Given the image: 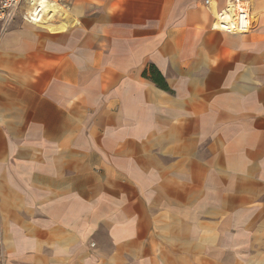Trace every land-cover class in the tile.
I'll return each instance as SVG.
<instances>
[{"label": "crops", "instance_id": "0c3cea01", "mask_svg": "<svg viewBox=\"0 0 264 264\" xmlns=\"http://www.w3.org/2000/svg\"><path fill=\"white\" fill-rule=\"evenodd\" d=\"M57 1L0 23V264H264V0Z\"/></svg>", "mask_w": 264, "mask_h": 264}, {"label": "built area", "instance_id": "2783aa9c", "mask_svg": "<svg viewBox=\"0 0 264 264\" xmlns=\"http://www.w3.org/2000/svg\"><path fill=\"white\" fill-rule=\"evenodd\" d=\"M32 2L33 0H0V23L3 26L9 25L23 3L29 6L32 5ZM205 2L209 3V0ZM35 6L37 7L38 4ZM24 15L27 16L25 18L31 24H38L42 21L39 7L28 13L25 11ZM214 21L221 31L247 34L251 29L248 0H226L224 9L216 14Z\"/></svg>", "mask_w": 264, "mask_h": 264}, {"label": "bare ground", "instance_id": "6f19581e", "mask_svg": "<svg viewBox=\"0 0 264 264\" xmlns=\"http://www.w3.org/2000/svg\"><path fill=\"white\" fill-rule=\"evenodd\" d=\"M210 2V1H209ZM206 3V2H205ZM36 4H38V6L37 7H39L40 8V11H41V16H42V21L40 22L41 24H42V22L44 21V22H49V20H51L52 18H54V16L57 14L58 15V13H59V7H57L55 4H53L52 2H51V0H33V2H32V5H29V10H28V12H30V11H32L33 9H36L37 7L35 6ZM206 4H209V3H206ZM224 8H222V9H220L219 11H221V10H223ZM219 11H217L216 13H215V16H216V14L219 12ZM61 15V14H60ZM59 15V16H60ZM215 16H214V18H215ZM27 17V16H26ZM250 21H251V28H252V18H251V15H250ZM43 22V23H44ZM39 24V23H38ZM46 24V23H45ZM215 21H214V26H215ZM216 29H218V30H220L219 28H216ZM250 31V30H249ZM248 31V32H249ZM224 32H227V31H224ZM247 32V33H248ZM229 33H238V32H229ZM239 34V33H238Z\"/></svg>", "mask_w": 264, "mask_h": 264}, {"label": "rangeland", "instance_id": "374dc122", "mask_svg": "<svg viewBox=\"0 0 264 264\" xmlns=\"http://www.w3.org/2000/svg\"><path fill=\"white\" fill-rule=\"evenodd\" d=\"M51 2H52L53 4H55L57 7H59V6L57 5V2H58L57 0H51ZM28 7H29V6H27V5H25V4L23 3L22 7L18 9V11L16 12L15 15H21V14L25 13V11H27V13H28V10H29ZM59 8H60V7H59ZM59 12H60V13H59L58 15L56 14V15L54 16V18H52L51 20H49V22H51V21L53 22V21H55L57 18H59V17L61 16L60 14L63 13V10L60 8V9H59ZM59 15H60V16H59ZM26 21H27V20H26ZM43 22H44V21H43ZM43 22H42V24H45V23L47 24V23H49L48 21H47V22H44V23H43ZM40 24H41V23H40Z\"/></svg>", "mask_w": 264, "mask_h": 264}, {"label": "trees", "instance_id": "16d2710c", "mask_svg": "<svg viewBox=\"0 0 264 264\" xmlns=\"http://www.w3.org/2000/svg\"><path fill=\"white\" fill-rule=\"evenodd\" d=\"M152 80L160 87L164 88V83H163V79L161 78V76L159 74H157L156 72H153L152 74ZM165 89V88H164Z\"/></svg>", "mask_w": 264, "mask_h": 264}]
</instances>
